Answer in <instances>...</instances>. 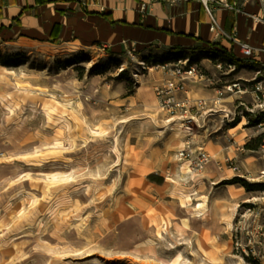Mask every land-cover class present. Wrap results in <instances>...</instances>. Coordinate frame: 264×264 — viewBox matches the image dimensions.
Here are the masks:
<instances>
[{
	"label": "rangeland",
	"instance_id": "obj_1",
	"mask_svg": "<svg viewBox=\"0 0 264 264\" xmlns=\"http://www.w3.org/2000/svg\"><path fill=\"white\" fill-rule=\"evenodd\" d=\"M213 52L181 60L210 88L238 82L240 68ZM169 60L156 48L0 46V264H264L259 245L252 253L264 224V130L254 128L262 144L245 148L237 172L215 142L191 143L213 158L195 171L178 156L185 127L168 125L158 103V65ZM243 101L247 117L254 94ZM234 177L248 185L224 183Z\"/></svg>",
	"mask_w": 264,
	"mask_h": 264
},
{
	"label": "crops",
	"instance_id": "obj_2",
	"mask_svg": "<svg viewBox=\"0 0 264 264\" xmlns=\"http://www.w3.org/2000/svg\"><path fill=\"white\" fill-rule=\"evenodd\" d=\"M142 1L145 0H0V46L14 42L73 45L114 55L132 48L141 52L152 48L168 51L214 46L228 50L242 61L240 81L252 80L254 64L244 59L239 43L264 48V26L250 19V14L260 10L259 0H227L236 2L238 10L227 9L217 2L213 4L221 29L226 34H234L236 41L226 35L214 37L211 19L198 0L176 6L156 2L145 11L141 9ZM257 62H264V51L258 53ZM158 68L161 75L158 86L176 78L169 69ZM198 85L202 86L201 91ZM186 88L188 97L203 99L205 105L184 116L161 109L165 122L177 127L188 119L193 132L184 130V135L191 143L198 139L215 142L224 159L237 157L239 163L242 160L239 156L246 151L245 144L252 139L249 129L254 128L252 106L248 107L251 114L247 117L240 115L238 108L245 105L246 95L252 98V90L248 87L241 92H228L192 79L186 82ZM176 97L185 96L177 94ZM211 121H217V139L211 137ZM231 140L230 145L226 143Z\"/></svg>",
	"mask_w": 264,
	"mask_h": 264
},
{
	"label": "built area",
	"instance_id": "obj_3",
	"mask_svg": "<svg viewBox=\"0 0 264 264\" xmlns=\"http://www.w3.org/2000/svg\"><path fill=\"white\" fill-rule=\"evenodd\" d=\"M192 0H145L141 2V9L145 11L148 7L156 2H165L169 6H176ZM200 1L207 14L211 19V31L214 33V37L217 39L220 36H227L231 40L236 41L234 34H226L220 27L217 19L214 16V3H219L223 7L231 10H238V4L236 2H228L227 0H198ZM260 10L258 12L250 14V19L254 24H261L264 26V0H259ZM241 51L243 57L246 61L252 60V80L251 90L254 94L255 105L252 107V128H263L264 130V62L256 63V57L260 51H264V48L257 49L246 42H240ZM136 50L134 48L129 49V54H134ZM187 60H178L176 63H166L164 65H158L163 69H169L172 74L176 77L175 79L169 80L166 83L157 86V96L160 108L171 115L181 114L182 116L190 114L192 109L201 107L205 105V100L203 99H191L187 95L186 82L189 79L202 80L203 76L198 72L195 66H188ZM229 68L237 69L235 64H228ZM248 86H242L241 82H234L228 84L222 88V90L228 92L234 91H244L247 90ZM177 94H183L185 97L178 98ZM240 115L242 111L238 112ZM244 116V115H243ZM189 120L185 119L182 121V126L185 127L186 131L191 134L193 128L189 127L187 122ZM188 147L179 152V159L189 160L195 171H203L206 166L212 161V155L203 147L199 148L198 152H193L191 149V142H187ZM224 164L229 166L233 171H238V162L233 158H225ZM258 239V240H257ZM260 246L261 257L264 261V224L260 225L259 231L252 234V253H256L254 245Z\"/></svg>",
	"mask_w": 264,
	"mask_h": 264
},
{
	"label": "trees",
	"instance_id": "obj_4",
	"mask_svg": "<svg viewBox=\"0 0 264 264\" xmlns=\"http://www.w3.org/2000/svg\"><path fill=\"white\" fill-rule=\"evenodd\" d=\"M205 48V47H204ZM206 48H211V47H206ZM211 49H214L215 52H213V57L217 56V57H220V59L224 62H227L228 64H235L237 66V69L241 67L242 65V61L239 60V59H236L232 53H230L228 50L226 49H221V48H215L213 46V48ZM168 54H170L172 56V61L169 60V61H166L164 62L162 65L166 64V63H170V62H174V61H177V60H180L184 57L183 53L186 52L185 49H181V48H172L170 50L167 51ZM169 59V58H168ZM171 59V57H170ZM191 65V63H190ZM253 141H256V145H253ZM250 140L249 142H247L245 144V148L246 149H250V150H257L259 145L262 144V141H263V136H259L258 138H256V140ZM225 184H235V183H241L245 186L248 185V182H246V180L240 178V177H234L233 179H230V180H227L226 182H224Z\"/></svg>",
	"mask_w": 264,
	"mask_h": 264
},
{
	"label": "bare ground",
	"instance_id": "obj_5",
	"mask_svg": "<svg viewBox=\"0 0 264 264\" xmlns=\"http://www.w3.org/2000/svg\"><path fill=\"white\" fill-rule=\"evenodd\" d=\"M141 88H139V90H140ZM249 132L251 133V134H254L255 133V131H254V129H249ZM191 172H189V173H182V174H180L179 176H180V180L183 182V183H188L190 180H191ZM200 206V205H199ZM199 206L197 207V209L199 208ZM200 209V208H199ZM198 209V210H199ZM198 212H200V211H198ZM118 214V216L119 217H122V213L121 212H118L117 213ZM202 214H200L199 216H201ZM128 227V226H127ZM127 229V231H128V229H129V227L128 228H126ZM124 230H125V228H124ZM10 251V249H9V247H6L5 249H3V251H2V253L3 254H6V253H8ZM28 262V260H25V261H23L22 262V264H25V263H27Z\"/></svg>",
	"mask_w": 264,
	"mask_h": 264
}]
</instances>
